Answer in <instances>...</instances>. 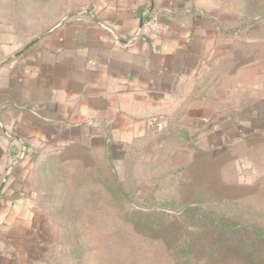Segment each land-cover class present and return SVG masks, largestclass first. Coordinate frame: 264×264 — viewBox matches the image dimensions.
<instances>
[{"label": "crops", "instance_id": "obj_1", "mask_svg": "<svg viewBox=\"0 0 264 264\" xmlns=\"http://www.w3.org/2000/svg\"><path fill=\"white\" fill-rule=\"evenodd\" d=\"M217 3L95 0L28 41L0 35V217L31 213V153L134 166L151 118L173 119L214 152L264 131V59L230 60L235 40L256 41L224 30ZM152 11L168 30L140 37Z\"/></svg>", "mask_w": 264, "mask_h": 264}, {"label": "rangeland", "instance_id": "obj_2", "mask_svg": "<svg viewBox=\"0 0 264 264\" xmlns=\"http://www.w3.org/2000/svg\"><path fill=\"white\" fill-rule=\"evenodd\" d=\"M93 1L0 0V35L16 31L24 41H28L48 30L63 16L76 13ZM239 1L216 0L219 9L226 11L221 13L224 20L219 22L224 30H232L242 17ZM246 1L264 9V0ZM254 8L246 12L252 14ZM243 35L246 40L264 42V19L246 29ZM261 69L264 71V62ZM171 122L170 126L174 128L176 122L173 119ZM166 128L164 123L158 135L150 134V140L134 144L138 149L132 154L136 165H114L119 183L132 198L124 206H118L113 199V190L107 188L109 183L101 186L89 168L85 172L82 164L70 165L72 161H68L67 156L55 157L44 169L37 168L38 157H31L28 183V191L32 195L31 213L22 219L12 214V222L1 215L0 264L185 262L187 254L177 258V249L172 248L168 233L141 224H130L123 213L141 203L147 194L160 198L179 194L176 190L178 178L173 181V173L193 159L198 165L190 176L208 182L217 197L213 200L216 206L204 204L205 207L264 232V131L249 129L237 144L212 152L197 139L174 143L170 137L165 143H156L158 136L167 133ZM9 173L8 170L7 177ZM43 173H46V178L41 176ZM188 231L192 241L196 240L197 230ZM209 235L197 240L198 245L189 254L188 261L197 264H264V238L256 240L254 253L248 248V252H252L250 255L234 250L216 251L217 248L207 250L205 245L211 241ZM243 242L247 243V238H243Z\"/></svg>", "mask_w": 264, "mask_h": 264}, {"label": "trees", "instance_id": "obj_3", "mask_svg": "<svg viewBox=\"0 0 264 264\" xmlns=\"http://www.w3.org/2000/svg\"><path fill=\"white\" fill-rule=\"evenodd\" d=\"M238 3L242 5L241 12L243 15H241L242 17L239 22L229 31L231 36L233 33L245 31L264 19V9L261 5L250 4L246 0H240ZM249 6H253L257 10L254 8V13H248L246 12L249 11L248 9H253V7L248 8ZM152 13L157 14L163 22V18L159 12L152 11L149 14ZM31 46L32 43H27L21 51L24 52L30 49ZM253 54L257 55L255 57H247V55L251 56ZM263 57L264 42H243L239 40L233 42V54L230 60H237L239 58L241 61L243 60V62L248 63ZM171 123H173L171 120L166 122L167 130H165L167 133L158 136L156 143L161 141L165 143L170 137H173L174 143L190 140L189 134L184 129L179 128L176 124L174 128H171ZM160 131L155 135H158ZM30 155L33 157L34 153ZM35 157H38L39 160L36 164L37 168L42 167V169L47 167L52 159L55 158V156L49 155H36ZM79 159L83 170L86 172L87 168H89L91 173L94 174V179L101 186L103 183H109L107 188L113 190V199L118 203V206H124L131 202V196L125 192L114 173V159L112 161V158L107 155L106 159L99 161L93 154L88 152H83ZM197 165L198 162L193 159L190 163L174 171L173 181H177L176 178H178L179 185L176 190L179 191V194L168 198H160L154 196V194H147L142 198L141 203H137L132 209L124 211L123 216L125 220L130 224H141L148 228L168 233L170 235V244L173 245L172 248L177 249V258L181 259L185 256L184 254H187L185 262L182 260L175 261L176 264H197L194 261H188L190 259L188 258L189 254L198 245L197 240L200 237L206 238L209 234H211V241H208L205 245L207 250L217 248L216 251L234 250L235 252L241 251L240 253H243L248 252V248H251L250 250L254 253L255 242L257 239L264 238V232L256 226L241 223L237 219L231 220L224 215L208 210L209 208L207 209L204 204H208L210 207L216 206L217 203H214L216 201L213 202V200H217V197L213 194L208 182H204L195 176H190V174L193 175V170ZM41 176L46 178V173H43ZM188 229L197 230V234H195L196 240L192 241L193 237L190 238L191 235ZM243 238H247V243L243 242ZM215 240L217 242H214ZM252 252L248 253L252 255Z\"/></svg>", "mask_w": 264, "mask_h": 264}, {"label": "built area", "instance_id": "obj_4", "mask_svg": "<svg viewBox=\"0 0 264 264\" xmlns=\"http://www.w3.org/2000/svg\"><path fill=\"white\" fill-rule=\"evenodd\" d=\"M168 30L167 24L159 19V16L155 13L149 14L141 21L138 35L140 37H161ZM146 127L151 135H155L158 131L164 127L162 119L151 118L146 122Z\"/></svg>", "mask_w": 264, "mask_h": 264}]
</instances>
